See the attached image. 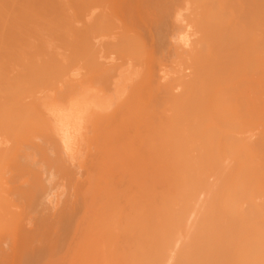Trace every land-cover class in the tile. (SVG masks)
Returning <instances> with one entry per match:
<instances>
[{
	"label": "bare ground",
	"instance_id": "obj_1",
	"mask_svg": "<svg viewBox=\"0 0 264 264\" xmlns=\"http://www.w3.org/2000/svg\"><path fill=\"white\" fill-rule=\"evenodd\" d=\"M136 1L0 0V264H264V0Z\"/></svg>",
	"mask_w": 264,
	"mask_h": 264
},
{
	"label": "rangeland",
	"instance_id": "obj_2",
	"mask_svg": "<svg viewBox=\"0 0 264 264\" xmlns=\"http://www.w3.org/2000/svg\"><path fill=\"white\" fill-rule=\"evenodd\" d=\"M252 1H254V0H252ZM121 2H124V0H117V2H115L114 4H111L110 5V7H109V9H108V13H107V18L108 19H111V23H113L114 24V27H116L118 24H119V20L118 21H116L117 19L116 18H118L119 19V7H118V4L119 3H121ZM172 2V3H171ZM176 2V3H175ZM175 2H174V4H173V1L172 0H154V1H151V2H149V3H147V12H150V11H152V10H155L156 8H158L160 5L162 6V7H167L169 10V12H172L173 10L172 9H174L175 10V6H176V4L178 3L179 4V1H176L175 0ZM254 3H257V1H255ZM134 4L136 5V6H140V8H143V6H144V3H143V1L142 0H138V1H136V2H134ZM178 4H177V6H178ZM165 5V6H164ZM172 5V6H171ZM160 6V7H161ZM146 12V13H147ZM174 12V11H173ZM183 13V11H179V12H177L176 14H171V17L167 20V22H165V25H163V24H161V26H159V28L157 29V27L155 28V24L153 25V26H151V29H152V31H153V33H152V31L150 32V34H152V35H150L149 33L147 34V33H145V34H143V35H141V36H139V35H136L134 32H133V30H132V28H129V27H126V29H124V31H123V33L126 35V37H133V38H135V39H139V40H142L143 42H144V44H145V46H146V48L147 47H154L157 51V57H158V59L162 62V64L163 65H165V66H167V65H169V62H170V60H171V58H172V55H171V53L170 52H165V50H164V47H165V45H166V43L171 39V37H175V36H177V31L175 30V28H176V20H175V16L177 15V14H182ZM141 17H145V13H142V14H139V15H137V14H134L133 15V17H132V21H133V23L134 24H137V23H139V21H140V18ZM116 21V22H115ZM117 23V25L115 26V23ZM128 22V21H127ZM141 22V21H140ZM129 23V22H128ZM184 23V22H183ZM141 23H139L138 25H140ZM120 25V24H119ZM138 25H136L137 27H138ZM113 27V28H114ZM152 27H154V29L152 28ZM212 29V28H211ZM114 30V29H113ZM158 46H160V47H158ZM159 49V50H158ZM128 150V149H127ZM87 153V152H86ZM91 153H93L94 154V152H92L91 151ZM91 153H87L88 154V157H91L92 155H91ZM90 154V155H89ZM87 156V155H86ZM87 157V158H88ZM93 157V156H92ZM20 176H23V177H20ZM20 176H17V178L20 180H17V178L15 177V179L17 180V181H15V179H14V183L16 184L17 182H18V184H21L20 182H25L26 181V179H28V175H27V177H26V175H20ZM83 176V175H82ZM81 176V177H82ZM24 177H26V178H24ZM23 178L25 179V181H22L23 180ZM85 179V174H84V176L82 177V178H80V179H78L77 181L78 182H82L83 180ZM55 180H57V179H55ZM63 181V185H62V188L63 189H61L60 187H61V185L60 186H58V184H61V179H58V182L55 184V186L54 187H56V188H52V194L54 195L55 193H54V189H56V193L57 192H61V193H64L63 194V196L61 197V196H58L60 199H62L63 197L65 198V196L66 197H68L69 198V196H70V198L71 197H74V199H72L73 201L74 200H76V196H74L75 194L77 195V194H79L81 191H82V189H80V187H78V186H75V183L74 182H72L71 184H70V182H67V181H64V180H62ZM60 182V183H59ZM65 182H67V183H65ZM57 185V186H56ZM66 185V186H65ZM72 185H74V186H72ZM64 186H65V188H66V190H65V188H64ZM80 186V185H79ZM68 187V188H67ZM75 187H77V188H75ZM130 187L132 188L133 186H132V183H130ZM74 191V193H72L73 191H71V189ZM68 189V190H67ZM58 190V191H57ZM60 190V191H59ZM61 190H64L63 192L61 191ZM65 191H68V192H66L65 193ZM59 194V193H58ZM57 195V194H56ZM55 195V196H56ZM71 195H73V196H71ZM77 197H78V195H77ZM58 198V199H59ZM64 198H63V200H64ZM79 198V197H78ZM60 206V205H59ZM50 214V213H49ZM45 234V235H44ZM49 235V236H48ZM51 237H53V238H51ZM45 241H44V240ZM58 238L56 237V236H53L51 233H49L48 231L46 232V231H44V232H40V234H39V243H44V244H42L41 243V247L39 246V251H40V253H39V264H61V263H63L64 261L62 260V258H64V252H65V250H63V248L67 245V243L66 242H61L60 244H59V242H57L56 240H57ZM10 241H11V239H10ZM8 242V243H11V242ZM44 241V242H43ZM52 241H53V243L56 245H54L53 243H52ZM38 243V244H39ZM47 243V244H46ZM51 243H52V245L54 246H50L51 245ZM64 243V244H63ZM37 244V245H38ZM40 245V244H39ZM43 245V246H42ZM47 248H46V247ZM50 246V247H49ZM55 247H56V249H55ZM44 248V249H43ZM52 248V249H51ZM61 248V249H60ZM43 249V250H42ZM48 249H50V250H48ZM47 250V251H46ZM55 250V251H54ZM44 251V252H43ZM53 258H52V257ZM60 256V257H59ZM46 259V261H44ZM55 259V260H54ZM16 262V261H15ZM15 262H14V264H15ZM19 262L20 263H18V264H23V262L21 261V260H19ZM16 264H17V262H16Z\"/></svg>",
	"mask_w": 264,
	"mask_h": 264
}]
</instances>
